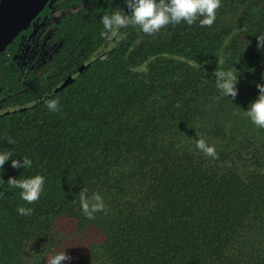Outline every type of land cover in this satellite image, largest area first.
I'll return each mask as SVG.
<instances>
[{
	"label": "trees",
	"instance_id": "1",
	"mask_svg": "<svg viewBox=\"0 0 264 264\" xmlns=\"http://www.w3.org/2000/svg\"><path fill=\"white\" fill-rule=\"evenodd\" d=\"M56 6L58 47L20 78V36ZM119 9L127 0H50L0 52L1 96L18 98L0 112V151L12 153L0 169V264L63 250L69 264H264V128L246 116L264 83V0H219L212 25L182 18L153 33L104 28ZM217 69L237 72L234 98L220 96ZM35 174L44 183L29 203L8 181ZM84 190L104 204L91 218Z\"/></svg>",
	"mask_w": 264,
	"mask_h": 264
},
{
	"label": "clouds",
	"instance_id": "2",
	"mask_svg": "<svg viewBox=\"0 0 264 264\" xmlns=\"http://www.w3.org/2000/svg\"><path fill=\"white\" fill-rule=\"evenodd\" d=\"M129 13L123 14L122 11L114 10L110 14H106L102 18L104 28L110 23L123 26L129 21L138 26L139 30L144 33H153L161 26L179 23L183 20L191 25L199 18L201 26H210L216 17V9L219 7V0H127ZM257 48L260 49L264 45V32L256 34ZM217 77L216 87L221 89L220 96L225 97L231 94L236 96V88L234 85L238 82V74L232 70H216ZM264 79V75H262ZM258 94L251 100L246 107V116L253 125L264 128V83H257ZM47 108L50 111H58V103L56 99L47 101ZM10 143L14 141L7 138ZM196 148L203 152L206 156L216 155L215 148L206 144L203 139H197ZM12 156L11 152L0 151V169H2L6 160ZM18 161L11 160V166L17 167ZM31 162L27 157L24 158L25 167H30ZM10 185H16L19 189L20 198L29 203L36 201L41 193L44 177L40 174L31 175L20 180H12L9 178ZM86 190L81 196V209L89 218L96 211L102 210L104 204L99 195H93L91 201L86 198ZM30 211L31 209L28 208ZM25 211L24 207H18L17 212ZM71 256L65 251L54 252L46 261V264H69Z\"/></svg>",
	"mask_w": 264,
	"mask_h": 264
},
{
	"label": "water",
	"instance_id": "3",
	"mask_svg": "<svg viewBox=\"0 0 264 264\" xmlns=\"http://www.w3.org/2000/svg\"><path fill=\"white\" fill-rule=\"evenodd\" d=\"M49 2L50 0H0V52L6 50L23 30L32 26ZM86 67L87 65H82L78 70L82 71ZM73 79V76L69 75L54 90L63 88Z\"/></svg>",
	"mask_w": 264,
	"mask_h": 264
},
{
	"label": "rangeland",
	"instance_id": "4",
	"mask_svg": "<svg viewBox=\"0 0 264 264\" xmlns=\"http://www.w3.org/2000/svg\"><path fill=\"white\" fill-rule=\"evenodd\" d=\"M52 8L50 15L35 23L33 31L31 35L27 37V40L23 39L18 55L14 58L20 65L26 64L27 67H30L32 64L35 65L34 57L41 52L45 53V49H47L45 40L49 37V24L63 13L57 6ZM8 94L0 96V110L4 107L3 102H7L10 99ZM9 104L12 106L11 102Z\"/></svg>",
	"mask_w": 264,
	"mask_h": 264
},
{
	"label": "flooded vegetation",
	"instance_id": "5",
	"mask_svg": "<svg viewBox=\"0 0 264 264\" xmlns=\"http://www.w3.org/2000/svg\"><path fill=\"white\" fill-rule=\"evenodd\" d=\"M48 16V15H47ZM46 17V16H45ZM43 19V18H42ZM56 19V18H55ZM55 19L53 20V21H55ZM41 20V19H40ZM52 21V22H53ZM35 22H37V21H35ZM52 22H50V24H49V30H48V32H49V37L47 38V40H45V45H46V47H47V49H45V53H43V52H41V53H39L37 56H35L34 57V64L35 65H31L30 67H27L26 66V64H24V65H20L19 64V62L17 61V60H15L14 58L15 57H17V55H18V51H19V48L21 47V45H22V43H23V39H26L27 40V37L28 36H30L31 35V33L28 35V36H26V35H21L20 37V41L18 42V44H19V46H18V48H17V50H16V52H15V54H13L12 56H11V59H10V61L12 62V63H16L17 64V66H18V68H19V71H20V73H21V77L20 78H22L23 76H27L30 72H32L34 69H36V68H38L39 66H41L42 64H44L50 57H52L53 56V54H54V52L56 51V49H57V47H58V44L57 43H55V44H52V43H50V40H51V37H52V33H53V30H52V28H51V25H52ZM31 27V26H30ZM82 65H85V64H82ZM82 65H80V66H82ZM80 66H78V68L80 67ZM78 68L75 70V72L73 73V74H69V75H72L73 76V78H74V75L76 74V72L77 71H79L78 70ZM68 75V76H69ZM67 76V77H68ZM66 77V78H67ZM65 78V79H66ZM64 79V80H65ZM23 80V79H22ZM22 82H25V80L24 81H22ZM64 82V81H63ZM26 90V89H25ZM9 93V94H8ZM5 94H8L9 95V100L7 101V102H3V104H4V107L0 110V112L1 111H3L4 109H6V108H11L12 106H11V104H9L10 102L11 103H13V101L15 100H18V98H14V99H12V96L14 95V93H12V92H6ZM4 94V95H5ZM4 95H2V96H4ZM0 96H1V88H0ZM8 104V105H7Z\"/></svg>",
	"mask_w": 264,
	"mask_h": 264
}]
</instances>
